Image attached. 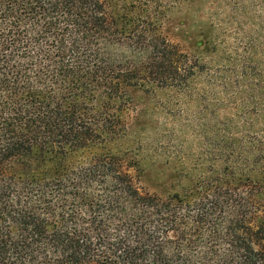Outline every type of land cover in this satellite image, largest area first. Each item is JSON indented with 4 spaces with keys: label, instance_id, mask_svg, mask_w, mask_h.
Returning a JSON list of instances; mask_svg holds the SVG:
<instances>
[{
    "label": "trees",
    "instance_id": "obj_1",
    "mask_svg": "<svg viewBox=\"0 0 264 264\" xmlns=\"http://www.w3.org/2000/svg\"><path fill=\"white\" fill-rule=\"evenodd\" d=\"M194 1L0 0V264H264V132L162 164L137 128Z\"/></svg>",
    "mask_w": 264,
    "mask_h": 264
},
{
    "label": "rangeland",
    "instance_id": "obj_2",
    "mask_svg": "<svg viewBox=\"0 0 264 264\" xmlns=\"http://www.w3.org/2000/svg\"><path fill=\"white\" fill-rule=\"evenodd\" d=\"M167 31L195 76L185 89L147 99L137 124L144 153L162 164L193 160L214 156L222 140L263 133L264 0H196ZM151 183L143 186L157 191Z\"/></svg>",
    "mask_w": 264,
    "mask_h": 264
}]
</instances>
